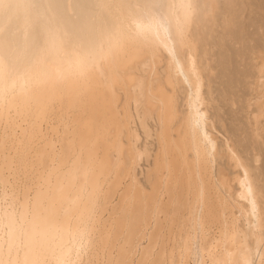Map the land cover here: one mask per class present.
Instances as JSON below:
<instances>
[{"label":"bare ground","instance_id":"obj_1","mask_svg":"<svg viewBox=\"0 0 264 264\" xmlns=\"http://www.w3.org/2000/svg\"><path fill=\"white\" fill-rule=\"evenodd\" d=\"M191 261L264 264V0H0V264Z\"/></svg>","mask_w":264,"mask_h":264},{"label":"rangeland","instance_id":"obj_2","mask_svg":"<svg viewBox=\"0 0 264 264\" xmlns=\"http://www.w3.org/2000/svg\"><path fill=\"white\" fill-rule=\"evenodd\" d=\"M146 164H147L146 161H142V162H141V164L138 166V172H139V173H140V172H143L144 169H146V168H145V167H147ZM144 166H145V167H144ZM141 168H142V169H141ZM139 175L142 176L141 173H140ZM117 201H118V200H116L115 203H117ZM212 229H213V230H211V231H213V232H211V231H210V232H211V234L213 235L214 232H215V230H214L215 228H212ZM212 235H211V236H212ZM143 239H145V240L142 241V239H141V242H142V243L139 242V245L141 246V244H142L143 246H145L144 249H146V248L149 246V244H150V242H149V244H148V241H150V239H148V240H147V238H143ZM140 243H141V244H140ZM146 244H147L148 246H147ZM143 246H142V247H143ZM140 249H141V248H140ZM158 250H159V248H158L157 246H155L154 251H158ZM139 252L141 253V251H136V252H134V254H135L136 256H140L141 254H140ZM136 253H137V254H136ZM139 254H140V255H139ZM190 264H193V262L191 261Z\"/></svg>","mask_w":264,"mask_h":264}]
</instances>
